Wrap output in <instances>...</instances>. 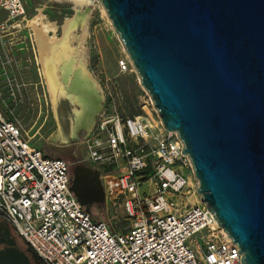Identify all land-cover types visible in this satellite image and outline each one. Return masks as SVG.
<instances>
[{
  "label": "water",
  "instance_id": "obj_1",
  "mask_svg": "<svg viewBox=\"0 0 264 264\" xmlns=\"http://www.w3.org/2000/svg\"><path fill=\"white\" fill-rule=\"evenodd\" d=\"M97 1L162 125L181 139L200 202L241 263L264 264V0ZM70 189L83 206L104 197L83 165ZM0 264L30 262L8 248Z\"/></svg>",
  "mask_w": 264,
  "mask_h": 264
},
{
  "label": "built area",
  "instance_id": "obj_2",
  "mask_svg": "<svg viewBox=\"0 0 264 264\" xmlns=\"http://www.w3.org/2000/svg\"><path fill=\"white\" fill-rule=\"evenodd\" d=\"M0 11L13 19L24 6L0 0ZM6 27L0 18V32ZM117 64L121 71L133 67L127 56ZM147 100L142 113L106 116L83 136L92 164L117 169L94 171L104 196L118 199L129 220L121 232L79 203L66 161L33 146L0 111V221L43 264H243L239 248L199 200L181 139L151 117Z\"/></svg>",
  "mask_w": 264,
  "mask_h": 264
},
{
  "label": "rangeland",
  "instance_id": "obj_3",
  "mask_svg": "<svg viewBox=\"0 0 264 264\" xmlns=\"http://www.w3.org/2000/svg\"><path fill=\"white\" fill-rule=\"evenodd\" d=\"M21 2L24 6L23 16L7 20V27L0 32L1 113L6 119L19 124L22 131L30 137V143L45 155L64 159L69 165L70 179L79 165L98 170L102 174L114 175L116 168L105 163L95 165L88 160L83 136L89 131L87 133L80 131L78 137L73 140L63 141L54 138L59 127L64 134L69 133L72 107L65 100H61L56 107L52 104L46 81L41 73L43 68L41 54L46 52V49L38 44L37 31L33 26L34 19L42 17L46 22L56 26L55 35L60 37L66 19L72 18L77 11L86 16V28L82 31L86 68L98 82L103 95L102 107L99 114H96L97 117L95 115L94 126L112 114L125 117L142 113V106L149 96L140 85L131 65L128 70L119 69L117 61L126 56L128 58V54L102 4L97 0L90 3H84L83 0H21ZM0 13L7 17L4 11ZM39 26L41 27L40 19L37 27ZM80 29L78 26V33L81 32ZM52 34V31L46 32L48 37ZM77 44L76 40L72 41L73 46ZM148 108L151 117L157 118V112L150 105ZM85 208L91 216L104 221L112 231H125L129 226V220L118 199L104 196L101 201L86 205Z\"/></svg>",
  "mask_w": 264,
  "mask_h": 264
},
{
  "label": "bare ground",
  "instance_id": "obj_4",
  "mask_svg": "<svg viewBox=\"0 0 264 264\" xmlns=\"http://www.w3.org/2000/svg\"><path fill=\"white\" fill-rule=\"evenodd\" d=\"M83 2L90 3L89 0H83ZM0 18L9 20L2 15ZM39 19L40 28L37 27ZM33 23L37 31L38 44L47 52H43L44 56L43 53L41 54L43 62L41 73L46 81L52 104L56 107L61 100H65L72 107L69 133L64 134L59 127L54 138L63 141L73 140L78 137L80 131L87 133L91 130L103 100L98 82L86 68L87 59L82 45L84 35L82 31L86 28V16L77 11L72 18L66 19L62 25L60 37L55 35L56 26L46 22L42 17L35 18ZM78 26L81 28L80 33L77 32ZM49 31L53 34L48 37L46 32ZM74 40L78 43L76 46L72 45ZM57 63L59 64L55 65Z\"/></svg>",
  "mask_w": 264,
  "mask_h": 264
},
{
  "label": "flooded vegetation",
  "instance_id": "obj_5",
  "mask_svg": "<svg viewBox=\"0 0 264 264\" xmlns=\"http://www.w3.org/2000/svg\"><path fill=\"white\" fill-rule=\"evenodd\" d=\"M8 248H17L28 257L30 264H38L28 252L22 237L6 221H0V250H6Z\"/></svg>",
  "mask_w": 264,
  "mask_h": 264
},
{
  "label": "trees",
  "instance_id": "obj_6",
  "mask_svg": "<svg viewBox=\"0 0 264 264\" xmlns=\"http://www.w3.org/2000/svg\"><path fill=\"white\" fill-rule=\"evenodd\" d=\"M92 218L94 219V220H100V219H98V217L96 218V217H93L92 216ZM26 244V246H27V249H28V252L30 253V255L32 256V258L38 263V264H43V262L35 255V253L32 251V249H31V247L27 244V243H25Z\"/></svg>",
  "mask_w": 264,
  "mask_h": 264
},
{
  "label": "crops",
  "instance_id": "obj_7",
  "mask_svg": "<svg viewBox=\"0 0 264 264\" xmlns=\"http://www.w3.org/2000/svg\"><path fill=\"white\" fill-rule=\"evenodd\" d=\"M0 15H1V13H0Z\"/></svg>",
  "mask_w": 264,
  "mask_h": 264
}]
</instances>
